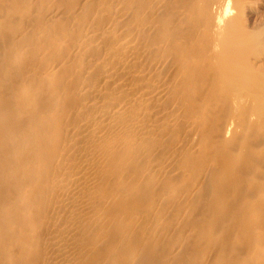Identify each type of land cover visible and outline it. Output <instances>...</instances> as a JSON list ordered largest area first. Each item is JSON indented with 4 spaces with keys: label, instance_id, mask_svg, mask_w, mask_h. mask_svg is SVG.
Here are the masks:
<instances>
[{
    "label": "bare ground",
    "instance_id": "1",
    "mask_svg": "<svg viewBox=\"0 0 264 264\" xmlns=\"http://www.w3.org/2000/svg\"><path fill=\"white\" fill-rule=\"evenodd\" d=\"M261 121L264 0H0V264H100L120 222L164 230L165 208L136 223L162 197L253 178Z\"/></svg>",
    "mask_w": 264,
    "mask_h": 264
},
{
    "label": "rangeland",
    "instance_id": "2",
    "mask_svg": "<svg viewBox=\"0 0 264 264\" xmlns=\"http://www.w3.org/2000/svg\"><path fill=\"white\" fill-rule=\"evenodd\" d=\"M245 135L253 138L258 152L254 159L257 171L253 169L247 174L253 178L245 180L237 190H231L216 183L218 169L206 172L197 192L189 195L178 192L176 201L169 195L164 196L150 219L136 221L138 227L143 223L153 227L158 210L165 208L169 223L164 230L141 236L128 230L123 222L117 224L106 242H116L119 251L108 252L100 264H229V254L239 244L240 249L250 248L254 253H261L264 248V122L255 129H245ZM230 160L219 169L232 167ZM236 169L240 171V167ZM175 174L179 175V171ZM147 182L148 178L139 194L151 199ZM186 197H190V202L183 204ZM244 199L254 203L238 215V203ZM239 231L244 233L238 237ZM215 234L217 241L211 244Z\"/></svg>",
    "mask_w": 264,
    "mask_h": 264
}]
</instances>
